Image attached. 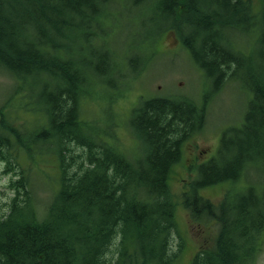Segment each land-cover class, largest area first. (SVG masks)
Returning a JSON list of instances; mask_svg holds the SVG:
<instances>
[{
	"label": "trees",
	"instance_id": "1",
	"mask_svg": "<svg viewBox=\"0 0 264 264\" xmlns=\"http://www.w3.org/2000/svg\"><path fill=\"white\" fill-rule=\"evenodd\" d=\"M119 1L0 0V70L14 80V93L22 90L27 118L17 123L0 109L3 172L13 170L12 161L18 167L0 214V264L177 259L182 244L172 251L176 200L170 174L182 142L203 127L208 96L199 105L170 97L139 102L129 117L135 140L128 151L96 119L82 117V98L95 89L93 83L103 85L96 81L100 61L124 70L107 45V21ZM126 1L161 24L154 38L174 31L193 63L214 81L211 92L230 78L250 93L242 122L222 131L215 154L195 167L197 177L180 203L194 220L212 221L217 229L213 245L199 249L189 264H253L264 230V184L247 182L250 167L264 170V0ZM235 35L252 37L257 67ZM78 41L82 45L74 47ZM82 47L88 58H79ZM124 61L134 73L141 71L135 58ZM21 153L56 162L57 185L42 208L29 186V169L16 161ZM215 184L226 185L218 203L200 192ZM232 191L238 192L236 201L227 198Z\"/></svg>",
	"mask_w": 264,
	"mask_h": 264
},
{
	"label": "rangeland",
	"instance_id": "2",
	"mask_svg": "<svg viewBox=\"0 0 264 264\" xmlns=\"http://www.w3.org/2000/svg\"><path fill=\"white\" fill-rule=\"evenodd\" d=\"M111 13L112 18H108L107 21L109 27L107 45L113 50L115 54L113 57L124 70L111 67L108 60L100 61L98 65L100 79L96 81L103 85L93 83L91 89L96 85L95 89L82 98L80 104L82 117L91 119L90 121L96 119L95 125L110 133L115 143L128 151L135 140L128 124L129 117L140 100L170 97L190 99L199 105L202 103L203 95L208 96L205 102L203 127L182 142L180 159L172 166L170 174V187L176 200L174 215L176 227L171 238L172 251H177L178 243L182 244L173 264H189L199 249L213 245L217 229L212 221L194 220L180 203L181 193L188 189L190 181L197 175L195 167L206 161L218 147L222 131L228 126H237L242 122L250 93L239 81L230 78H227L215 92H211L214 81L205 77L202 70L193 63L174 31L166 30L154 38V35L160 32L161 24H157V20L152 18L147 9L139 15L138 9L132 6L130 1L121 0L112 8ZM234 39L237 40V45L248 50L250 55L252 37L243 38L241 35H235ZM150 43L148 50L146 48ZM78 45H82V42L78 41L74 47ZM84 47L79 53L80 59L90 56ZM126 56L135 58L134 65L141 71L134 73L127 67L124 61ZM250 56L254 57L253 65L257 67L260 59L256 54ZM141 57L144 59L143 67ZM144 57L147 58V62ZM14 87V80L0 70V109L10 120L13 121L14 118L17 123L19 121L25 123L27 118L22 111L23 105L20 100L22 90L14 93ZM33 128H35L33 125L30 126V129ZM136 145L135 142L134 147ZM11 154L13 155L14 151ZM42 156L44 155L30 160L21 153L16 157L19 167L29 169V186L35 202L41 208L49 201L52 190L57 185L58 173L54 158ZM12 163L13 170L3 172L6 165L0 158V214L6 211L13 194V189L9 186L10 181L18 176L17 164L13 161ZM247 182L264 184V170L250 167ZM225 189V184H215L202 188L200 192L204 197L218 203ZM237 193L232 191L227 198L236 201ZM253 264H264V230L262 243Z\"/></svg>",
	"mask_w": 264,
	"mask_h": 264
},
{
	"label": "flooded vegetation",
	"instance_id": "3",
	"mask_svg": "<svg viewBox=\"0 0 264 264\" xmlns=\"http://www.w3.org/2000/svg\"><path fill=\"white\" fill-rule=\"evenodd\" d=\"M141 65H142V63H141ZM140 65V66H141ZM142 100H145V99H142ZM142 100H140L139 102H141ZM217 149V148H216ZM215 152H216V150H214L207 158H206V160H208L209 158H211V156H213L214 154H215Z\"/></svg>",
	"mask_w": 264,
	"mask_h": 264
}]
</instances>
